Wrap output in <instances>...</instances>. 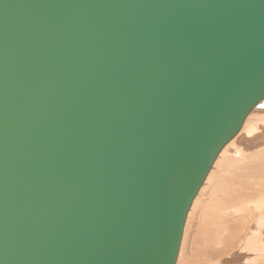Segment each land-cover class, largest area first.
I'll list each match as a JSON object with an SVG mask.
<instances>
[{"label":"water","instance_id":"water-1","mask_svg":"<svg viewBox=\"0 0 264 264\" xmlns=\"http://www.w3.org/2000/svg\"><path fill=\"white\" fill-rule=\"evenodd\" d=\"M254 109L264 0H0V264H176Z\"/></svg>","mask_w":264,"mask_h":264},{"label":"bare ground","instance_id":"bare-ground-1","mask_svg":"<svg viewBox=\"0 0 264 264\" xmlns=\"http://www.w3.org/2000/svg\"><path fill=\"white\" fill-rule=\"evenodd\" d=\"M198 206L211 264H264V109L249 114L216 159L188 213L176 264H187L185 241Z\"/></svg>","mask_w":264,"mask_h":264},{"label":"rangeland","instance_id":"rangeland-1","mask_svg":"<svg viewBox=\"0 0 264 264\" xmlns=\"http://www.w3.org/2000/svg\"><path fill=\"white\" fill-rule=\"evenodd\" d=\"M247 147V146H246ZM251 147V146H250ZM249 148V147H248ZM258 149L255 148L256 152ZM247 153V152H246ZM208 200V197H205V201ZM204 202H201V206L203 207ZM198 206V210L195 212L193 217L191 218V226L189 225L188 233L185 241V252L184 253V260L187 264H211L210 262V247L207 245V236H205V231L201 229V210L202 207ZM210 227V225L208 226ZM202 230V231H200ZM206 230V229H205ZM203 232V234L201 233ZM232 231H230L231 233ZM213 236V234H211ZM208 260V261H207ZM213 261H217L214 259Z\"/></svg>","mask_w":264,"mask_h":264}]
</instances>
